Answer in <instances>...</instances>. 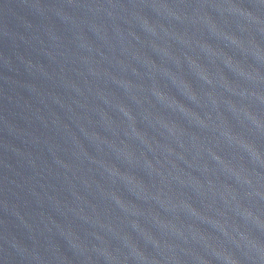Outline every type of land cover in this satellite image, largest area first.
I'll list each match as a JSON object with an SVG mask.
<instances>
[{
    "label": "water",
    "instance_id": "1",
    "mask_svg": "<svg viewBox=\"0 0 264 264\" xmlns=\"http://www.w3.org/2000/svg\"><path fill=\"white\" fill-rule=\"evenodd\" d=\"M0 264H264V0H0Z\"/></svg>",
    "mask_w": 264,
    "mask_h": 264
}]
</instances>
